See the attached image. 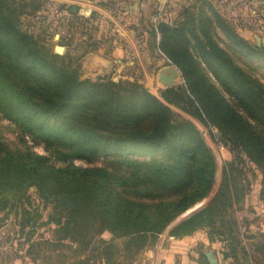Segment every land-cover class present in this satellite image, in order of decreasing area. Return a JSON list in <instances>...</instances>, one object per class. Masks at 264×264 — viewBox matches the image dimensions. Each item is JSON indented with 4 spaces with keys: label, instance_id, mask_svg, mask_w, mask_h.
<instances>
[{
    "label": "trees",
    "instance_id": "16d2710c",
    "mask_svg": "<svg viewBox=\"0 0 264 264\" xmlns=\"http://www.w3.org/2000/svg\"><path fill=\"white\" fill-rule=\"evenodd\" d=\"M16 1L0 0V120L15 137L11 146L0 128V214L14 213L19 235L52 227L55 242L84 251L106 232L104 261L107 250L118 252L114 240H122L128 258L153 248L168 226L209 196L216 173L200 132L175 119L172 106L208 132L218 130L234 158L223 165L213 200L168 237L205 230L210 243L220 244L222 261L264 264L263 235L244 244L246 221L233 215L245 201L241 168L253 166L264 178V83L219 43L262 63L264 47L243 39L210 0L187 1L175 20L146 30L150 48L183 81L157 97L137 81L81 79L78 64L49 54L19 27ZM42 205L49 208L45 218Z\"/></svg>",
    "mask_w": 264,
    "mask_h": 264
},
{
    "label": "rangeland",
    "instance_id": "374dc122",
    "mask_svg": "<svg viewBox=\"0 0 264 264\" xmlns=\"http://www.w3.org/2000/svg\"><path fill=\"white\" fill-rule=\"evenodd\" d=\"M210 1L214 8L233 25L238 34L245 37L253 45L257 44L256 39L258 38L260 46L264 47V2L260 0H248L242 3L235 1L225 2L224 0ZM32 3L38 8L33 9L30 6ZM21 5L25 7L23 10H20ZM14 6V8L18 9L19 13L17 17L19 27L22 30L34 33L38 37L39 44L49 54L59 56L64 61L70 62L71 65L78 64L81 79H89L91 81L108 79L113 82L137 81L138 84L157 97L160 91L167 89L158 83V76L166 67L174 66L162 54L150 48L148 35H146V42H144V37L140 39L143 40L142 44H145L144 48L150 53L147 55L149 59H142L147 73L144 74L139 67H136L123 69L120 74L116 75L113 73L114 70H110V72H106L97 78L93 76L94 74L85 73L82 70L83 59L88 54H94L100 48H104L107 51L114 43V36H108V34H113V27L108 24L106 25V21L102 25H99L100 22L97 21L95 13L85 14L83 12L85 7L90 9L91 4L82 0H17ZM71 6L79 8L74 16L67 11L71 10ZM104 6L109 7L110 5L106 3ZM179 12L180 9L175 8V11L170 13L171 17L162 18V21L172 22L177 18ZM105 25L107 29H105ZM239 29L241 31H238ZM219 37L224 41V37L221 34H219ZM219 45L230 53L239 66L250 71L264 83V63L242 58L229 49L224 42L219 43ZM113 67L114 69L116 68V63H114ZM174 68L178 72V80L172 87L183 86L180 72L176 67ZM170 109L175 119L191 121L196 125L197 130L205 132L203 139L215 157L216 173L213 189L209 196L202 201L207 204L210 199L215 197L218 191L223 165L230 162L234 158V154L218 141L221 136L216 139L215 132L218 130L212 128L211 132L208 133L189 114L172 106ZM0 128L2 129L5 141L12 146L15 142V137L9 128V122L0 120ZM33 149L39 154H44L41 148ZM241 169L243 170L242 185H245L244 200L249 201L250 197L254 195L260 196L264 194V178L260 171L249 165ZM247 183L249 184L248 186H246ZM31 195L33 198V191H31ZM35 203L36 205L39 204L38 202ZM242 206V209L233 212L234 218L238 223H240L238 220L239 216L242 215L244 210L247 211L249 209L244 205ZM40 209H42L41 214L45 218L49 208L42 205ZM16 219L14 213L7 212L6 214H0V264H104L105 262L106 264H164L163 261L156 257L154 247L143 250L135 256L128 258L121 251L122 240L113 241L114 247L118 249V252L111 255L112 251L110 249L107 250L108 255L106 256L108 260L104 261L99 250L105 249L103 242L110 241L111 236L106 232L93 239L84 251L76 245L68 244V242H55L51 236L52 227L43 226L36 230L33 235L20 236L16 226ZM173 226H175L174 222L159 235L158 239L162 235H168ZM252 235L242 234V237L243 239L246 237L247 239L244 240L249 242L248 238ZM165 242L166 244L168 243L167 240ZM211 244L213 243H210L208 246L198 244L190 251L191 253H188L187 257L185 256L183 259H180L178 256H175L174 259L171 258L170 264H198L199 260L204 257V253L208 251L214 252L218 259L217 264H221L220 244L216 242L214 243L215 245ZM162 252L160 255L166 256V253ZM227 261L231 263V260L227 259ZM247 263L251 264V262Z\"/></svg>",
    "mask_w": 264,
    "mask_h": 264
},
{
    "label": "crops",
    "instance_id": "0c3cea01",
    "mask_svg": "<svg viewBox=\"0 0 264 264\" xmlns=\"http://www.w3.org/2000/svg\"><path fill=\"white\" fill-rule=\"evenodd\" d=\"M82 1L91 4V13H95L97 21L100 22L99 25H102L103 22L106 21V25L108 24L114 29L112 31L113 34H108V36H114V43L110 49L106 51L104 48H100L94 54L90 53L83 59L82 70H84L85 73L94 74L93 76L98 78L100 75L110 72V70H114L113 73L116 75L120 74L123 69L136 67H139L144 74L147 73L142 59H149L147 55L150 53L144 48L145 44H142L143 40H140L141 37H144V42H146L147 33L145 31L148 30L152 24L158 20L162 21V18L171 17L170 13L172 11L174 12L175 8L180 9L181 6L185 5L187 1L190 0ZM214 1L216 2L217 0ZM224 1L242 3L248 0ZM260 1L264 2V0ZM100 3H103V5L107 3L110 6H100ZM87 9L88 7H85L83 10L85 14L89 13L86 11ZM106 25L105 29H107ZM238 31L241 30L239 29ZM240 36L247 40L242 35ZM114 63H116L115 69L113 67ZM243 205L249 209L247 211L244 210L242 215L238 218L239 222L246 221V224H243L244 226L241 228V233L248 235L258 234L264 237V194L250 197L249 201L245 200ZM160 237L161 238L158 239L154 246V250L156 257L163 261L164 264H170L171 258L174 259L175 256L180 257V259H183L185 256L187 257L188 253H191L190 251L198 244L204 246L210 245L205 230L196 231L192 235L182 237L181 239L169 238L167 234ZM166 240L168 241L167 244L165 242ZM243 243L245 244L247 242L244 240ZM211 245L215 244L213 243ZM162 251L166 253V256L160 255ZM244 264L248 263L245 262Z\"/></svg>",
    "mask_w": 264,
    "mask_h": 264
},
{
    "label": "water",
    "instance_id": "95a60500",
    "mask_svg": "<svg viewBox=\"0 0 264 264\" xmlns=\"http://www.w3.org/2000/svg\"><path fill=\"white\" fill-rule=\"evenodd\" d=\"M78 10H79L78 7L71 6L72 13L76 14L78 12ZM86 11L91 13L90 9H87ZM256 40H257L256 46H260L259 39L257 38ZM177 78H178V72L176 71V69L172 66H168L160 72V75L158 76V83L164 88H169V87L174 86L177 83V80H178ZM220 136H221V134L219 131L215 132L216 139H218ZM212 200L213 199H210L209 202H211ZM207 204L200 202L198 205L193 206L192 208H190L189 210L184 212L179 218H177L174 221V224L175 225L179 224L180 222L188 219L193 214L200 211ZM217 263H218V259L215 256V253L208 251V252L204 253V257L199 260L198 264H217Z\"/></svg>",
    "mask_w": 264,
    "mask_h": 264
},
{
    "label": "built area",
    "instance_id": "2783aa9c",
    "mask_svg": "<svg viewBox=\"0 0 264 264\" xmlns=\"http://www.w3.org/2000/svg\"><path fill=\"white\" fill-rule=\"evenodd\" d=\"M198 123V122H197ZM194 124V123H193ZM195 125V124H194ZM201 125V124H200ZM196 126V125H195ZM202 126V125H201ZM203 127V126H202ZM203 128H205V127H203ZM199 130V129H198ZM205 130H207L206 128H205ZM208 131V130H207ZM199 132H200V134H201V136L204 138V136H205V132H202V131H200L199 130ZM209 133V132H208ZM221 264H230V262L229 261H227V260H225V261H222L221 262Z\"/></svg>",
    "mask_w": 264,
    "mask_h": 264
},
{
    "label": "bare ground",
    "instance_id": "6f19581e",
    "mask_svg": "<svg viewBox=\"0 0 264 264\" xmlns=\"http://www.w3.org/2000/svg\"><path fill=\"white\" fill-rule=\"evenodd\" d=\"M198 205V204H197Z\"/></svg>",
    "mask_w": 264,
    "mask_h": 264
}]
</instances>
